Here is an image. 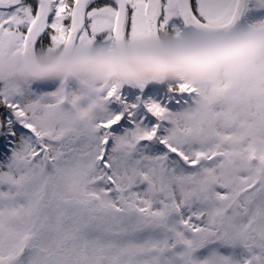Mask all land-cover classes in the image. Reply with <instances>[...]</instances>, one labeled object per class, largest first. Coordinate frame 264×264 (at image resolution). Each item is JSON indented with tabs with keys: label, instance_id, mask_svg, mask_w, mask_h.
Here are the masks:
<instances>
[{
	"label": "snow or ice",
	"instance_id": "1",
	"mask_svg": "<svg viewBox=\"0 0 264 264\" xmlns=\"http://www.w3.org/2000/svg\"><path fill=\"white\" fill-rule=\"evenodd\" d=\"M0 264H264V0H0Z\"/></svg>",
	"mask_w": 264,
	"mask_h": 264
},
{
	"label": "trees",
	"instance_id": "2",
	"mask_svg": "<svg viewBox=\"0 0 264 264\" xmlns=\"http://www.w3.org/2000/svg\"><path fill=\"white\" fill-rule=\"evenodd\" d=\"M38 59V58H37Z\"/></svg>",
	"mask_w": 264,
	"mask_h": 264
}]
</instances>
